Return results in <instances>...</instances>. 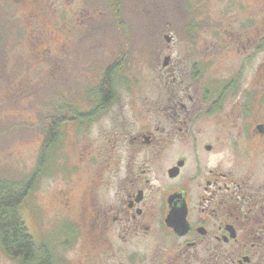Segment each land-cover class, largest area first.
<instances>
[{
  "label": "flooded vegetation",
  "instance_id": "af4514ba",
  "mask_svg": "<svg viewBox=\"0 0 264 264\" xmlns=\"http://www.w3.org/2000/svg\"><path fill=\"white\" fill-rule=\"evenodd\" d=\"M199 19L212 35H167L156 90L119 101L118 67L109 100L44 119L35 183L64 220L54 264H67L54 244L68 264H264V62L245 83V16ZM66 123L75 136L59 149Z\"/></svg>",
  "mask_w": 264,
  "mask_h": 264
},
{
  "label": "rangeland",
  "instance_id": "374dc122",
  "mask_svg": "<svg viewBox=\"0 0 264 264\" xmlns=\"http://www.w3.org/2000/svg\"><path fill=\"white\" fill-rule=\"evenodd\" d=\"M117 1L123 32L116 24L114 0H0V177L26 182L37 169L44 119L65 104L86 110L90 95L98 96L102 74L121 57L119 101L140 100L156 90L152 86L159 85L165 35L177 45L181 38L211 36L205 27L196 30L200 16L207 27L245 16V54H250L245 55V83L264 62V0ZM96 126L91 132L97 133ZM63 128L59 149H68L75 132L68 123ZM42 192L36 186L20 212L33 237L38 240L42 231L51 245L64 234V220L50 219L58 200L48 187ZM54 246L62 250L61 261L72 262L67 250ZM0 264L21 263L0 248Z\"/></svg>",
  "mask_w": 264,
  "mask_h": 264
},
{
  "label": "trees",
  "instance_id": "16d2710c",
  "mask_svg": "<svg viewBox=\"0 0 264 264\" xmlns=\"http://www.w3.org/2000/svg\"><path fill=\"white\" fill-rule=\"evenodd\" d=\"M115 1L116 24L119 31L123 32V22L117 17L119 12L117 0ZM120 13V12H119ZM127 44V43H125ZM123 57L120 58L119 64H113L107 68L108 72L104 78L102 86L98 89L97 94L102 101H107L112 97V89L110 82L111 70L120 67L123 62ZM60 109H58V112ZM61 112L58 113L60 116ZM54 129L50 128L47 131L45 144L46 147L42 150V159L47 153V148L50 140L54 137ZM57 140L60 139L59 136ZM37 169L34 170L29 179L23 183H17L8 178L0 177V248L4 250L9 256L18 260L21 264H54L49 251V243L44 241L40 243L30 233L28 226L22 218L20 208L28 195L36 187L35 177Z\"/></svg>",
  "mask_w": 264,
  "mask_h": 264
},
{
  "label": "water",
  "instance_id": "95a60500",
  "mask_svg": "<svg viewBox=\"0 0 264 264\" xmlns=\"http://www.w3.org/2000/svg\"><path fill=\"white\" fill-rule=\"evenodd\" d=\"M166 39L168 40L169 39V36L165 35Z\"/></svg>",
  "mask_w": 264,
  "mask_h": 264
}]
</instances>
